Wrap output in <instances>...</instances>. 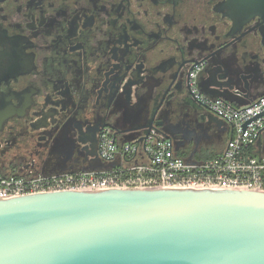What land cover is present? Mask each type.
Instances as JSON below:
<instances>
[{
    "label": "flooded vegetation",
    "instance_id": "obj_1",
    "mask_svg": "<svg viewBox=\"0 0 264 264\" xmlns=\"http://www.w3.org/2000/svg\"><path fill=\"white\" fill-rule=\"evenodd\" d=\"M224 1L0 0V172L71 174L104 129L151 123L179 154L206 159L228 135L195 128L210 99L199 80L246 67L247 89L264 92L256 20L235 28Z\"/></svg>",
    "mask_w": 264,
    "mask_h": 264
},
{
    "label": "water",
    "instance_id": "obj_2",
    "mask_svg": "<svg viewBox=\"0 0 264 264\" xmlns=\"http://www.w3.org/2000/svg\"><path fill=\"white\" fill-rule=\"evenodd\" d=\"M221 7L237 29L256 20L264 49V0H225ZM250 78L246 67L235 73L219 66L199 80V88L210 99L241 107L262 94L253 95L247 89L245 82ZM131 84L139 86L133 78ZM195 109V128L216 129L229 138L231 126L204 105ZM158 126V131L151 123L116 134L128 142L140 135L134 133L137 129L147 128L145 134L155 132L175 145L176 140L165 136L164 124ZM97 147H90L85 156L88 166L71 174L117 165L102 163ZM257 147L264 153V142H258ZM174 149L179 152L178 147ZM194 158L190 154L184 161L197 163ZM69 172L34 173L52 176ZM0 264H264V192L102 189L3 198Z\"/></svg>",
    "mask_w": 264,
    "mask_h": 264
},
{
    "label": "built area",
    "instance_id": "obj_3",
    "mask_svg": "<svg viewBox=\"0 0 264 264\" xmlns=\"http://www.w3.org/2000/svg\"><path fill=\"white\" fill-rule=\"evenodd\" d=\"M199 70L190 73L194 84ZM207 109L231 126L226 143L211 158L187 163L171 141L155 132L136 135L131 141L104 129L98 139L97 157L117 163L109 170L52 176L0 172V199L32 193L93 191L102 189H221L264 192V92L246 106L222 99H204Z\"/></svg>",
    "mask_w": 264,
    "mask_h": 264
},
{
    "label": "crops",
    "instance_id": "obj_4",
    "mask_svg": "<svg viewBox=\"0 0 264 264\" xmlns=\"http://www.w3.org/2000/svg\"><path fill=\"white\" fill-rule=\"evenodd\" d=\"M223 146H224V145L215 148L213 151H211V153H214V155L217 154L218 152H220V150L222 149ZM211 153H210V154H211Z\"/></svg>",
    "mask_w": 264,
    "mask_h": 264
},
{
    "label": "trees",
    "instance_id": "obj_5",
    "mask_svg": "<svg viewBox=\"0 0 264 264\" xmlns=\"http://www.w3.org/2000/svg\"><path fill=\"white\" fill-rule=\"evenodd\" d=\"M212 156H214V153L209 154V156H207L206 159L211 158Z\"/></svg>",
    "mask_w": 264,
    "mask_h": 264
},
{
    "label": "rangeland",
    "instance_id": "obj_6",
    "mask_svg": "<svg viewBox=\"0 0 264 264\" xmlns=\"http://www.w3.org/2000/svg\"><path fill=\"white\" fill-rule=\"evenodd\" d=\"M182 156V154H180Z\"/></svg>",
    "mask_w": 264,
    "mask_h": 264
}]
</instances>
